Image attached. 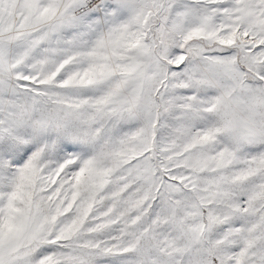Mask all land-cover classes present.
<instances>
[{
	"label": "snow or ice",
	"instance_id": "1",
	"mask_svg": "<svg viewBox=\"0 0 264 264\" xmlns=\"http://www.w3.org/2000/svg\"><path fill=\"white\" fill-rule=\"evenodd\" d=\"M0 264H264V0H0Z\"/></svg>",
	"mask_w": 264,
	"mask_h": 264
}]
</instances>
